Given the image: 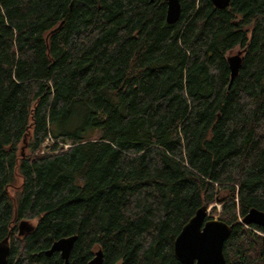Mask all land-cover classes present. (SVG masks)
<instances>
[{
  "label": "trees",
  "instance_id": "trees-1",
  "mask_svg": "<svg viewBox=\"0 0 264 264\" xmlns=\"http://www.w3.org/2000/svg\"><path fill=\"white\" fill-rule=\"evenodd\" d=\"M180 2L169 24L165 0H0L8 264H62L45 251L71 235L69 264H181L203 205L233 225L226 264H264V227L242 222L264 212V0Z\"/></svg>",
  "mask_w": 264,
  "mask_h": 264
},
{
  "label": "water",
  "instance_id": "water-1",
  "mask_svg": "<svg viewBox=\"0 0 264 264\" xmlns=\"http://www.w3.org/2000/svg\"><path fill=\"white\" fill-rule=\"evenodd\" d=\"M165 1L167 5L166 21L173 24L180 18L181 2L180 0ZM211 2L216 8L224 9L229 5L230 0H211ZM227 62L230 69V81H232L238 75L242 63L241 51L228 54ZM207 216V206L199 207L175 238L174 256L181 264H226L223 247L232 232L233 225H229L218 218H207ZM242 222L264 227V212L252 208ZM31 229L32 226L28 222L19 223L20 235ZM76 239L77 235L62 237L54 241L51 247L45 251V254L51 256L57 252L60 254L62 264H69L70 253ZM9 253L10 246L8 240L5 239L0 242V264H8ZM103 259V251L98 249L88 264H103Z\"/></svg>",
  "mask_w": 264,
  "mask_h": 264
},
{
  "label": "rangeland",
  "instance_id": "rangeland-1",
  "mask_svg": "<svg viewBox=\"0 0 264 264\" xmlns=\"http://www.w3.org/2000/svg\"><path fill=\"white\" fill-rule=\"evenodd\" d=\"M238 51H240L239 47H235V48L232 49L230 52H228V54H235V53H237ZM213 206H216L217 209H220L219 204H215V205H213ZM211 207H212V206H211ZM211 207L208 208V214H209V211H210ZM214 218H217V217H214Z\"/></svg>",
  "mask_w": 264,
  "mask_h": 264
},
{
  "label": "built area",
  "instance_id": "built-area-1",
  "mask_svg": "<svg viewBox=\"0 0 264 264\" xmlns=\"http://www.w3.org/2000/svg\"><path fill=\"white\" fill-rule=\"evenodd\" d=\"M67 146V145H66Z\"/></svg>",
  "mask_w": 264,
  "mask_h": 264
}]
</instances>
